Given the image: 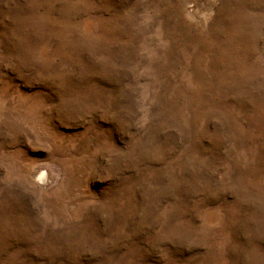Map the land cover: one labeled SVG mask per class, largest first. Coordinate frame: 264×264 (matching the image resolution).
I'll use <instances>...</instances> for the list:
<instances>
[{
  "label": "rangeland",
  "instance_id": "rangeland-1",
  "mask_svg": "<svg viewBox=\"0 0 264 264\" xmlns=\"http://www.w3.org/2000/svg\"><path fill=\"white\" fill-rule=\"evenodd\" d=\"M100 3L0 0V264H264V0ZM98 109L153 129L139 156L49 122ZM88 149L93 190L125 175L118 211L72 191Z\"/></svg>",
  "mask_w": 264,
  "mask_h": 264
},
{
  "label": "clouds",
  "instance_id": "clouds-1",
  "mask_svg": "<svg viewBox=\"0 0 264 264\" xmlns=\"http://www.w3.org/2000/svg\"><path fill=\"white\" fill-rule=\"evenodd\" d=\"M114 3L115 0H101L100 10H110L114 8ZM88 71L93 74L90 82L95 84L97 89L103 91L112 90V85L109 81L103 79L102 76L95 75L98 70L89 68ZM101 112L102 109H98L93 111L91 115H86V117L73 119L71 121L53 114L49 122L57 135L63 138V143L66 147L70 143L73 144V147H75L76 144L83 147L88 145L97 134L102 133L103 138L109 143L114 144L119 141L122 146V154L125 157L136 158L139 156L145 147L142 141H145L146 138L152 135L153 129L148 127L133 131V126L130 123L121 126V123L115 118L118 114H114L111 118H106ZM69 138L72 139L69 140ZM185 140L187 141L186 148L189 150V162L192 164L197 163V161L194 153L191 151V145L200 144L203 151L208 154L213 152L210 144L205 147L201 143L202 137L198 128H192L186 131ZM70 154L76 158L73 160V167L78 174L77 180H71L70 178V182L74 185L72 191L80 196L110 202L113 209L118 211L119 205L122 203L124 197L125 175L121 174L115 176L110 183L99 185L93 190L92 185L94 181L89 176V170L95 152L88 149L85 152L72 151ZM63 155L62 153L53 152L50 160L54 164H63ZM30 158L38 160L34 157V154H32ZM97 163H99V161H97ZM97 226L102 227V225Z\"/></svg>",
  "mask_w": 264,
  "mask_h": 264
},
{
  "label": "bare ground",
  "instance_id": "bare-ground-1",
  "mask_svg": "<svg viewBox=\"0 0 264 264\" xmlns=\"http://www.w3.org/2000/svg\"><path fill=\"white\" fill-rule=\"evenodd\" d=\"M42 176V175H41Z\"/></svg>",
  "mask_w": 264,
  "mask_h": 264
}]
</instances>
